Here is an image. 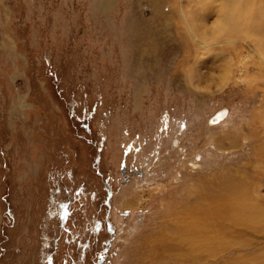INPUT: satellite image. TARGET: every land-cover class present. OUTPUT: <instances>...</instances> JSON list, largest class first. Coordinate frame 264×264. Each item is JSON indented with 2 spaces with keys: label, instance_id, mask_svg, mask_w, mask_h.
Instances as JSON below:
<instances>
[{
  "label": "rangeland",
  "instance_id": "1",
  "mask_svg": "<svg viewBox=\"0 0 264 264\" xmlns=\"http://www.w3.org/2000/svg\"><path fill=\"white\" fill-rule=\"evenodd\" d=\"M0 264H264V0H0Z\"/></svg>",
  "mask_w": 264,
  "mask_h": 264
},
{
  "label": "bare ground",
  "instance_id": "2",
  "mask_svg": "<svg viewBox=\"0 0 264 264\" xmlns=\"http://www.w3.org/2000/svg\"><path fill=\"white\" fill-rule=\"evenodd\" d=\"M221 23H223L224 26L226 27L237 26L236 24H238V20L233 15L230 14V17L225 16L224 19L221 18ZM224 116H225L224 110L218 111L213 121L218 123V121L220 122ZM218 211H220V209H218Z\"/></svg>",
  "mask_w": 264,
  "mask_h": 264
}]
</instances>
